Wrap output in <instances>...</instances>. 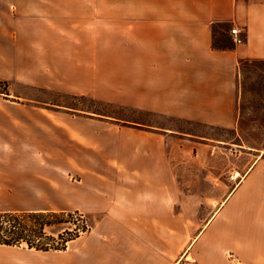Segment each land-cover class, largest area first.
<instances>
[{"label":"crops","instance_id":"crops-1","mask_svg":"<svg viewBox=\"0 0 264 264\" xmlns=\"http://www.w3.org/2000/svg\"><path fill=\"white\" fill-rule=\"evenodd\" d=\"M246 60H264V0H0V213L94 217L65 250L0 244V264H264Z\"/></svg>","mask_w":264,"mask_h":264},{"label":"rangeland","instance_id":"rangeland-1","mask_svg":"<svg viewBox=\"0 0 264 264\" xmlns=\"http://www.w3.org/2000/svg\"><path fill=\"white\" fill-rule=\"evenodd\" d=\"M114 7L115 10H119V5H114ZM240 87L242 93L239 121L241 137L237 142H240L247 147L256 149L257 154L261 155L262 153L264 154V60H246L240 62ZM3 88L4 87L0 84V91H3ZM53 99L55 101L66 102L77 107L108 113L117 117L136 118L135 113L126 112L113 106L93 103L88 99ZM184 129L207 136L219 137L224 140L232 139L231 133L218 129L189 126L186 124ZM219 152L222 155L227 154V148L225 145H222V149H220ZM57 213H64V219L69 218L68 215L71 214L76 221V225L74 224L73 227H82L83 219H85L88 223H92L94 219L92 216L84 215L79 212ZM65 225L69 226V224ZM65 225H61L59 227H63ZM57 230V227H53L47 229V232L49 235H53L57 238ZM22 246L28 247L27 244H23Z\"/></svg>","mask_w":264,"mask_h":264},{"label":"trees","instance_id":"trees-1","mask_svg":"<svg viewBox=\"0 0 264 264\" xmlns=\"http://www.w3.org/2000/svg\"><path fill=\"white\" fill-rule=\"evenodd\" d=\"M0 84L4 87L0 94H8L9 82L0 80ZM68 217L64 219V213L57 212L0 213V244L18 247L27 244L28 248L40 251L65 250L69 242L90 230L85 219L82 218V227H73L76 221L71 214ZM53 227L58 228L57 238L47 232Z\"/></svg>","mask_w":264,"mask_h":264},{"label":"built area","instance_id":"built-area-1","mask_svg":"<svg viewBox=\"0 0 264 264\" xmlns=\"http://www.w3.org/2000/svg\"><path fill=\"white\" fill-rule=\"evenodd\" d=\"M230 33L235 44L239 45L243 43L244 39L242 37V31L240 28L232 27Z\"/></svg>","mask_w":264,"mask_h":264}]
</instances>
